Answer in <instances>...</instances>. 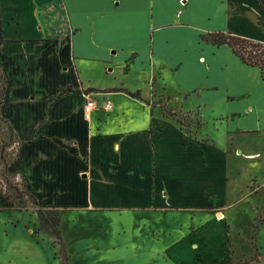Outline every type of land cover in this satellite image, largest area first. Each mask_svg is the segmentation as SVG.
<instances>
[{"label": "crops", "instance_id": "0c3cea01", "mask_svg": "<svg viewBox=\"0 0 264 264\" xmlns=\"http://www.w3.org/2000/svg\"><path fill=\"white\" fill-rule=\"evenodd\" d=\"M0 7V123L10 130L5 153L16 149L12 160L0 161L1 172L22 179L45 208L145 216L173 201L197 211L223 208L213 202L234 179L229 159L246 148L237 135L264 134L254 103L220 114L221 121L239 114L236 124H256L233 129L226 121L232 130L218 142L203 132L204 124L191 133L153 115L144 98L159 80L165 88L166 69L183 75L187 68L188 76L205 80L190 87L199 100L187 111L234 105L241 84L231 83V71L245 63L206 35L250 38L244 25L264 30V0H0ZM88 91L97 93L99 106L101 96L113 102L109 114L94 118L98 108L90 120L84 117ZM191 95L183 91L184 98ZM140 107L149 113L145 120Z\"/></svg>", "mask_w": 264, "mask_h": 264}, {"label": "rangeland", "instance_id": "374dc122", "mask_svg": "<svg viewBox=\"0 0 264 264\" xmlns=\"http://www.w3.org/2000/svg\"><path fill=\"white\" fill-rule=\"evenodd\" d=\"M244 27L253 35L250 38L264 41V30ZM240 65L231 71V83L241 84L234 90L237 95L234 105H203L199 114L198 110L187 111L197 109L195 102L199 100L198 94L193 98L190 87L205 84L202 74L192 78L187 68L183 75L166 69L162 77L165 88L159 80L155 85L157 93L150 91L149 96L147 83L144 99L153 115L172 118L191 133L204 124V133L218 142L224 141L227 130H232L224 122L234 123L233 129L251 128L256 124L248 119L244 120L246 123L236 124L239 114L232 120L231 116L218 120L223 113L243 112L246 102L254 103L258 119L264 125V80L260 70ZM4 84L5 78L0 73V101ZM184 90L191 96L184 98ZM106 99L101 96L100 101ZM108 112L99 109L94 118L106 116ZM144 112L140 107L139 114L145 120L149 113ZM3 126L1 123L0 161L7 162L14 158L16 149L5 153L8 134ZM237 139L247 149L241 154H231L229 172L234 174V179L230 177L226 196L220 194L213 202L223 208L197 211L182 207L188 206L186 203L173 201L170 203L174 207L168 204L165 211L145 216L130 210L79 212L43 207L57 210L61 238L40 227L37 214L40 203L26 191L23 180L15 181L12 174L0 171L5 182L0 181V264H264V134L237 135ZM253 149L259 152L258 157L247 159L246 151Z\"/></svg>", "mask_w": 264, "mask_h": 264}, {"label": "trees", "instance_id": "16d2710c", "mask_svg": "<svg viewBox=\"0 0 264 264\" xmlns=\"http://www.w3.org/2000/svg\"><path fill=\"white\" fill-rule=\"evenodd\" d=\"M206 39L214 44H228L232 52L238 56L245 64L257 67L260 70L261 77L264 80V43L252 40L248 37L235 35L232 32H211L206 35ZM4 42L3 23L0 7V46ZM134 95V94H132ZM1 102V101H0ZM173 114V112H168ZM179 121V120H177ZM203 125V124H202ZM8 137V136H7ZM34 197L33 194H29ZM40 227L45 231H51L61 238L58 229L60 217L56 209H37Z\"/></svg>", "mask_w": 264, "mask_h": 264}, {"label": "built area", "instance_id": "2783aa9c", "mask_svg": "<svg viewBox=\"0 0 264 264\" xmlns=\"http://www.w3.org/2000/svg\"><path fill=\"white\" fill-rule=\"evenodd\" d=\"M96 96H97V93L94 91L85 92V102L83 106V111H84V117L88 120L91 119L93 111L95 109L102 108L104 110L111 111L114 108L113 102L108 99L104 100L103 103L99 106V102ZM4 127H5V130H4L5 132H10L8 126L6 127L4 125ZM14 148H15L14 146L11 147L9 151L13 150ZM0 181H3V180L0 179Z\"/></svg>", "mask_w": 264, "mask_h": 264}, {"label": "bare ground", "instance_id": "6f19581e", "mask_svg": "<svg viewBox=\"0 0 264 264\" xmlns=\"http://www.w3.org/2000/svg\"><path fill=\"white\" fill-rule=\"evenodd\" d=\"M222 218V217H221Z\"/></svg>", "mask_w": 264, "mask_h": 264}]
</instances>
